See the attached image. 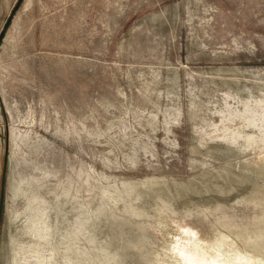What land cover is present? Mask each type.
<instances>
[{
  "label": "rangeland",
  "instance_id": "374dc122",
  "mask_svg": "<svg viewBox=\"0 0 264 264\" xmlns=\"http://www.w3.org/2000/svg\"><path fill=\"white\" fill-rule=\"evenodd\" d=\"M192 246L264 264V0H0V264Z\"/></svg>",
  "mask_w": 264,
  "mask_h": 264
},
{
  "label": "bare ground",
  "instance_id": "6f19581e",
  "mask_svg": "<svg viewBox=\"0 0 264 264\" xmlns=\"http://www.w3.org/2000/svg\"><path fill=\"white\" fill-rule=\"evenodd\" d=\"M176 252H177V256L181 259V261L184 264H208L207 258L204 257L202 254L198 253L197 249H195V247L193 246L187 252L180 249ZM229 258H231V262H233L232 264H255L252 261L244 260V258L240 256H234V257L229 256ZM220 264H224V263L220 262ZM225 264H229V263L225 262Z\"/></svg>",
  "mask_w": 264,
  "mask_h": 264
}]
</instances>
